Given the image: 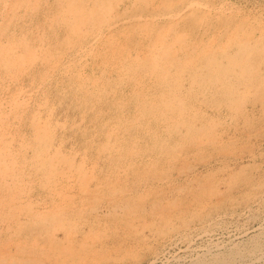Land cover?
Returning <instances> with one entry per match:
<instances>
[{
	"label": "rangeland",
	"instance_id": "rangeland-1",
	"mask_svg": "<svg viewBox=\"0 0 264 264\" xmlns=\"http://www.w3.org/2000/svg\"><path fill=\"white\" fill-rule=\"evenodd\" d=\"M109 1L112 2L113 10H106L104 16L98 18L99 22L95 24L98 29L94 27L93 31L84 32L74 39L68 34L65 39L63 38L66 36L65 33L59 30L54 33L55 26H44L45 22L50 21L49 15L54 11L51 4L55 3V0H0L2 14L0 21L5 18L3 15L8 12L10 4L17 2V16L11 19L13 24L15 21L20 24L17 26V33L21 31L23 23L27 22L33 24L31 30L34 36L42 37V40L39 38L31 40L37 50L34 57L36 60L34 59V62L32 60L30 66L31 77H22L18 82L20 88L35 90H32L34 93L31 97H26L27 102L30 103L27 109L29 111H26L22 117H20L22 113L20 114V119L15 122L16 129H12L15 132L13 134L15 136L17 134L16 137L22 135L25 140L30 139L29 114L33 110L37 111L38 107L36 109L35 104L37 106L42 100H40L41 91L35 88L40 83L37 79L42 80L51 76L47 81L46 92L49 99L54 101V119H59L58 121L64 124V128L56 127L49 146L57 149L62 147L60 151L65 156L62 155L59 159L61 167L67 171L76 169V173L83 169L82 174H84L81 176L82 179L71 177L70 181L73 182L70 184L65 182L67 186L60 182V186L55 187L56 189L44 180L28 182L25 190L29 199H32L30 204L19 207L25 214L18 215L20 217L15 218L16 222L11 223L7 220L12 213L9 209L4 211L0 208V253L5 250L2 254L6 253L5 255L8 256L1 254L0 264H196L198 261L200 264H264V35H262L264 34V0ZM32 2L38 5L37 9L32 10L29 7ZM188 2H193L195 6L191 8L192 12L183 16L179 12L189 10ZM136 12L139 13L137 17H135ZM168 12L175 13L172 16L176 19L175 22L169 15L164 17ZM163 13L164 15L161 16ZM151 15L155 18L153 19ZM123 17L126 18L127 27L132 22L135 24L139 22L141 25L132 31L123 26L127 30L124 29L125 32L120 35L122 25L116 26L115 22L117 18L120 22ZM155 24L161 27H155ZM165 29H170L168 40L176 42L178 48L179 42L174 37V33H184L185 48L187 51L195 49L192 50L194 54L201 50L218 48L227 42L231 33L237 30L235 37H243L242 40L247 46L246 52L250 51L247 57L250 62L252 61L251 71H248V76L251 77L247 76L241 82L232 75L236 78L234 79L236 89L240 87L243 91L241 93L244 94L234 96L233 93L232 97L226 98L222 95L209 94L202 83L199 85V81L202 80L197 78L195 71L193 74L185 68L180 71L175 70V67L169 68L173 71L170 77L180 76V83L182 82L178 94L183 97L177 94L173 105H181L184 109V113L179 118L174 115L172 118L171 115L169 121L161 120V117L152 112L157 107L151 106V102L154 103L153 98L161 94L158 88L162 85L155 79L150 81V78L144 77V87L141 88L147 89V91L144 89L146 111L141 116L142 126L132 127L129 122L134 118L137 104L142 102L143 97L137 95L134 86V90L131 89L133 81L131 83L125 81V84L124 81L118 82L116 69L104 67L107 65L104 64L102 54L109 52L112 46L124 44L122 46L130 48L131 54L134 55L138 47L144 45L148 47L153 40L152 37ZM126 33H129L128 36ZM27 37L32 38L30 35ZM121 39L126 42L122 40V43ZM116 40L118 43L115 42ZM128 40L134 44L129 43ZM147 47L144 46L145 50L142 49L144 53ZM183 50L180 49L179 53L181 54ZM218 50L220 49L216 51ZM227 53L233 59L237 53V46H229ZM41 60H48L49 67L61 65H58L54 71L51 69V74L48 70L50 68L39 65ZM78 64L81 67L83 64L85 66L81 68ZM63 65L66 66L65 70ZM31 69L35 71L36 80ZM40 70L43 71L44 77L39 74ZM2 73L0 70V79L5 81ZM70 74L85 77L81 82L85 84L77 96L73 95V91L78 88L80 82L78 84ZM190 74L195 75V81L189 78ZM91 79L97 81V87L94 84L96 81L93 83ZM254 80L260 81L254 82ZM28 82L32 85L29 86ZM255 84L261 88L257 94H255ZM99 88H103L105 93L96 94L95 91ZM148 88L151 89L148 91ZM93 90L94 94L98 95L95 98H100L101 101H92L95 99L92 98L89 101L84 99V103L82 100L77 103L78 98L92 94ZM162 94L161 98L166 97V99L172 95L169 92ZM158 99L160 97L156 98ZM235 100L239 102V106L234 105ZM88 102H91L93 108L98 106L93 114L92 110L88 109L90 108ZM156 113L158 114V109ZM167 116L169 115L165 117ZM173 120L181 122L188 120L189 129H186V124L184 127H178L176 132L167 134L166 126ZM106 123L109 124L104 126ZM156 125L159 126L158 129ZM108 128L111 133H108ZM113 128L117 131L114 134ZM115 139L116 142H113ZM112 143H117L118 146L110 147V152L119 151L120 154L117 155L118 158L121 156L119 160L120 163L123 161L121 164L111 157L116 153L110 154L109 150L103 149L104 144L110 146ZM127 147L135 148L131 156L127 154ZM30 155L29 149L24 156H27L26 166L29 170L34 163L30 160ZM63 157L71 158L75 164L69 166L63 164L65 163ZM22 158V154H19L18 159ZM110 159L115 160L113 163L115 165H111ZM5 190L7 188L0 190V198ZM113 199L119 201L116 202L117 206L110 210L109 206L111 207L115 202ZM128 202H131L130 206ZM57 203H62L61 207H65L63 214L60 212L63 217L59 219L48 217V212L54 206H58ZM131 210L135 213H130ZM33 211H36L35 214ZM37 212L42 219H38ZM32 238H36L37 242L42 238L44 242L41 241L43 244L39 242L35 251L32 247L31 251L28 247L20 248V243L25 240L30 241ZM8 248L10 250H7ZM38 249L45 252L40 253L39 256L36 254ZM24 252H27L26 255ZM16 253L18 254L15 255Z\"/></svg>",
	"mask_w": 264,
	"mask_h": 264
},
{
	"label": "bare ground",
	"instance_id": "bare-ground-1",
	"mask_svg": "<svg viewBox=\"0 0 264 264\" xmlns=\"http://www.w3.org/2000/svg\"><path fill=\"white\" fill-rule=\"evenodd\" d=\"M140 2H142V0H139ZM192 1V0H191ZM165 2V1H163ZM33 3V2H32ZM18 3H11L10 4V8H8V12L5 13L3 15L2 20L0 21V70L3 72V78L5 79V81H2V79H0V190L3 188H7V190H5L4 192H2V196L0 198V208H3L4 211L5 210H10L12 213L10 214L9 217H7V220L11 221V223L13 221H15L16 219H18L22 214L21 209L19 208L20 206H22L23 204H30V200L29 199V195L26 193L25 187L28 185V182L30 181H36L37 179L39 180H44L46 183L53 185L54 189H56L55 187L60 186V182L61 184H65V182H69L72 183L71 177H75L77 179H82L81 176H83L84 174H82V171L79 173H76V169H72V171H70V169L67 171L64 169V167H61L60 164V158L61 156H65V154L61 153L60 149L56 148H51L49 146V142L50 139L53 137L54 131L56 130V127H62L64 128V124L60 123L58 120H55L54 117V101H51L49 99V97L47 96V89H48V84L47 81L51 78V76H48L43 78L42 80H39V84H35V88L37 90L41 91L40 94V100L35 107L37 109V111L31 112L28 118V122L30 123V127H31V133H30V139H24V137L22 135H19V137H16L15 132H13L12 129H16L15 128V122L18 120L20 114L22 117L23 114H25V112L29 111L28 109V103L26 99V97L32 95V93H34L32 90H35L34 88H32V90L30 91L29 89L26 90L24 88H20L18 86V82L20 81V78L22 77H27L30 76L29 75V71H30V66L32 65V60L33 62L36 60V54H37V50L34 44H32L31 40L34 41L35 39H40L42 40V37L40 38V35L38 36V38H36L34 36V32L32 31L33 29V24L32 23H27L24 22L23 25L21 26V31L17 33V26L20 25L18 22L15 21V24H13L12 22V18L17 16V9H16V5ZM112 2L109 0H55V3H52V9H54V11H52V13L49 15V22H45V25H49L48 27L51 26H55V31L54 33L58 30L61 31L62 33H65L66 36H64L63 38H67V35L69 34L72 38H76L77 36H81L82 33L84 32H90L94 30V27L96 26L95 24L99 22L98 18L101 16H104L106 10H110L112 11L113 8L112 6ZM189 10L187 11H183L182 8V12L180 11L179 13L183 16L187 15L188 13L192 12L193 9H191L193 6V2L189 3ZM187 5V6H188ZM38 6V5H37ZM36 6L35 3L30 4L29 7L34 10L37 9L38 7ZM50 7V5H49ZM164 7V6H163ZM130 8V7H129ZM187 8V7H186ZM184 8V9H186ZM26 9V7H25ZM51 9V8H50ZM109 11V13H110ZM139 11V10H137ZM202 11V10H201ZM125 13V12H124ZM137 13V12H136ZM46 14H48L46 12ZM113 14V13H112ZM118 14V13H117ZM139 13L135 14V17H137ZM143 14V13H142ZM175 13L174 12H168L165 13L164 17H167L168 15L170 17H172ZM2 14L0 13V16ZM119 15L123 16L122 14L119 13ZM126 15V14H125ZM164 13L161 15L163 16ZM139 16V15H138ZM153 17V19L155 18L154 15H151ZM160 16V17H161ZM127 17V16H126ZM129 17V16H128ZM151 17V20H153ZM1 18V17H0ZM122 18V17H120ZM124 18V17H123ZM131 18V17H130ZM140 18V17H139ZM173 21L175 22L176 19L174 17ZM129 19V18H127ZM132 19V18H131ZM141 19V18H140ZM126 18L122 19L119 22V19L117 18V23L116 26L122 25V30L120 29V27L117 28V30L120 29L121 33L120 35L123 34L124 28L123 26L127 27L126 25ZM139 20V19H138ZM156 20V19H155ZM22 21V20H21ZM129 21V20H128ZM127 21V22H128ZM23 22V21H22ZM130 22V21H129ZM132 22V21H131ZM150 22V20H149ZM157 22V21H156ZM40 23V22H39ZM113 23V24H115ZM134 23V22H132ZM129 23L128 30H133L135 27L140 26L141 24L139 22H137L138 24H132ZM152 23V22H150ZM158 23V22H157ZM172 23V22H171ZM38 24V23H37ZM238 24V23H237ZM248 24V23H247ZM257 24V22H256ZM144 25V24H143ZM236 25V24H235ZM249 25V24H248ZM157 25L155 24V27ZM167 26V25H166ZM246 26V24H245ZM244 26V27H245ZM250 26V25H249ZM112 27V26H111ZM157 27H161V26H157ZM164 27V26H163ZM168 27V26H167ZM248 27V26H247ZM246 27V28H247ZM96 29H98L97 27H95ZM114 28V27H112ZM143 28V27H142ZM166 28V27H165ZM32 29V30H31ZM111 29V28H109ZM139 29V28H138ZM144 29V28H143ZM235 29V27H234ZM23 30V31H22ZM112 30V29H111ZM127 30V29H126ZM140 30V29H139ZM170 30V29H168ZM167 29L165 30H161L160 32L156 33L152 38L153 40L150 41V45L147 47L146 45H144L146 48V51L144 53V46L142 47H138V50L134 53V55L131 54V49L130 48H126L125 46H122L124 44L123 41L124 39H121V44L122 45H116V46H112L109 52L107 53H103V59H104V64H106L107 66H104L105 68L107 67H111L116 69V73L119 77L118 82L121 81V83L124 81L123 84H125V81L127 83L131 81H133V83H131V89L135 87V90L137 95L141 96L142 102L137 104V108H136V112H135V116H133L134 118L132 119L131 122H129V124L131 123L132 127H138L139 125L142 126L141 123V116L144 113V111H146V106L144 107V89H142L144 87V77H148L150 78V81L152 79H155L157 82H159L162 86L159 88L160 89L158 92L160 95L157 94V96H155V98H153L154 103L151 102V106L157 107L158 109V114L156 113V110L152 111L153 114L158 115L159 117H161V120L165 119L167 120L168 118H170V116L173 115L174 117H178L182 115L183 112V106L179 105L176 106L175 104L173 105V102L175 101V99L177 98V94L180 91V87L182 86L180 83V76H178L179 78H176L173 76H171L172 74V70L171 67H175V70L180 71L182 68L188 69V71L190 73L194 74V71L196 72V76L197 78H200L202 81H199V85H201V83L203 84L204 88H206L207 91H209V94H214V95H222V96H226V98L228 97H232L233 93L234 96H237L238 94H244L241 93L243 92L241 90V88H237L235 87V81L234 79L237 78V80H244L247 78L248 76V71H251L252 66L250 65V62L248 60V52H246L247 50V46H245L244 43V38H240V37H235L236 36V31L234 32L231 30V33L227 42H225V44H221L220 46H218V48L216 49H212L209 48L207 50H201L198 51L196 54H194L192 49L190 51H187V48H185V40H184V33H174V37L177 38L176 40L179 42V48L176 46V42L174 41H169L168 40V31ZM119 31V32H120ZM144 31V30H143ZM141 31V32H143ZM184 31V29H183ZM182 31V32H183ZM257 31V29H256ZM112 32V31H111ZM116 32V29H115ZM125 32V31H124ZM128 32V31H127ZM172 32V30H171ZM181 32V31H180ZM246 32V31H245ZM250 33V31H248ZM114 33V32H112ZM110 33V34H112ZM152 33V32H151ZM173 33V32H172ZM253 33V32H251ZM89 34V33H88ZM109 34V33H108ZM129 33H126V36H128ZM131 34V32H130ZM138 34V33H137ZM142 34V33H141ZM242 34V33H240ZM27 35H30L32 38L27 37ZM114 35V34H113ZM246 35H248V33H246ZM264 35V34H262ZM108 36V35H107ZM125 36V37H126ZM258 36V35H257ZM260 36V35H259ZM113 37V36H112ZM147 37V36H146ZM150 37V36H149ZM172 37V38H174ZM35 38V39H34ZM58 38V37H57ZM69 38V40H70ZM106 38V37H105ZM119 38V37H118ZM133 38V37H132ZM135 38V37H134ZM64 39V40H65ZM81 39V38H80ZM104 39V38H103ZM112 39V38H111ZM116 39V38H115ZM136 39V38H135ZM167 39V40H166ZM243 39V40H242ZM248 39V37H247ZM253 39V38H252ZM251 39V40H252ZM257 39V38H256ZM118 40V39H117ZM115 41L118 43V41ZM123 40V41H122ZM132 40V39H131ZM131 40H128V42L131 44H134V42H132ZM134 40V39H133ZM137 40V39H136ZM242 40V41H241ZM37 41V40H36ZM215 41V39H214ZM213 41V42H214ZM241 41V42H240ZM126 42V41H124ZM142 42V41H141ZM148 43V42H147ZM211 44V43H210ZM126 45V44H125ZM142 45V44H140ZM231 45H235L237 46V53L235 54L236 56H233L234 58H236V60L231 59L232 56L228 55L227 51L229 46ZM212 46V45H210ZM107 47V46H106ZM129 47V45H128ZM134 47V46H132ZM136 47V46H135ZM209 47V46H208ZM207 47V48H208ZM142 49H144L142 51ZM180 49H184L186 51H181L182 53L180 54L179 51ZM217 49H220L218 51H216ZM108 50V49H107ZM133 50V48H132ZM135 51V50H133ZM132 51V52H133ZM99 53V52H98ZM220 55L218 56L217 55ZM77 54V53H76ZM79 55V52H78ZM98 55V54H97ZM96 55V56H97ZM77 56V55H76ZM99 56V55H98ZM198 57V58H197ZM227 59H226V58ZM35 59V60H34ZM76 59V58H75ZM97 59V58H96ZM57 60V59H56ZM101 60V59H100ZM255 60V59H254ZM50 61V60H49ZM63 61V60H62ZM60 61V62H62ZM69 62V61H68ZM78 62V61H77ZM77 62H75L77 64ZM100 62V61H98ZM36 63V62H35ZM64 63V62H62ZM71 63V61H70ZM80 63V62H79ZM49 64H51L49 62ZM69 64V63H68ZM66 64V65H68ZM39 65L42 67H48L50 69L49 72L51 71V69L54 71L57 69L58 65L61 64H56L55 67H52V65H50V67L48 66V60H41V63H39ZM55 65V64H53ZM79 65V64H78ZM77 65V66H78ZM84 65V64H83ZM83 65L81 68H83ZM70 66V65H69ZM76 65H74L75 67ZM85 66V65H84ZM95 66V65H94ZM234 66H236V68H234ZM35 67V66H34ZM33 67V68H34ZM62 67V66H60ZM66 66L63 65V69L65 70ZM73 68V67H72ZM71 68V70H72ZM170 68V69H169ZM238 68V69H237ZM61 69V68H60ZM237 69V70H236ZM32 70V69H31ZM34 70V69H33ZM32 70V71H33ZM44 70V69H42ZM47 70V69H46ZM47 70V72H48ZM66 70H68L66 68ZM93 70V69H92ZM99 70V69H97ZM39 71V69L37 70V72ZM74 71V70H73ZM76 71V70H75ZM35 71H33L34 73ZM46 72V71H45ZM65 72V71H64ZM68 72V71H66ZM87 72V71H86ZM84 72V73H86ZM91 72V69H90ZM99 72V71H98ZM111 72V71H110ZM114 72V71H113ZM43 74V71L40 70L39 74ZM51 73V72H50ZM77 73V72H76ZM75 73V74H76ZM82 73V72H81ZM92 73V72H91ZM109 73V72H108ZM32 74V73H31ZM40 74V75H41ZM52 74V73H51ZM64 74V73H63ZM72 74V73H71ZM70 74V76H72ZM74 74V75H75ZM80 74V73H79ZM87 74V73H86ZM190 74L189 78L193 81L196 80L195 75ZM33 75V74H32ZM149 75V76H148ZM212 75V76H211ZM214 75V76H213ZM236 78H233V76ZM259 75V74H258ZM35 79L36 80V75L34 73ZM38 76V74H37ZM69 76V75H68ZM84 76V75H83ZM96 76V75H95ZM116 76V74H115ZM58 77V76H57ZM73 80H75L78 84L80 82L78 86V88H76V90L73 91V95L77 96L78 92H80V90L82 89L83 85L85 84H81V82H83V77L82 76H72ZM109 77V76H108ZM251 77V76H248ZM92 78V77H91ZM100 78V75H99ZM117 78V77H116ZM33 78H31L32 80ZM56 79V77H55ZM63 79V78H61ZM71 79V80H72ZM98 79V77L96 78ZM178 79V80H177ZM182 79V78H181ZM58 80V78H57ZM72 80V81H73ZM85 80V79H84ZM107 80V79H106ZM115 80V78H114ZM147 80V78H146ZM154 80V81H155ZM183 80V79H182ZM181 80V81H182ZM26 80H23V82ZM71 81V82H72ZM74 81V82H75ZM87 81V80H86ZM91 81L94 83L96 80H92ZM102 81V80H100ZM111 81V80H110ZM156 81L154 82L156 84ZM192 81V82H193ZM241 81V82H242ZM260 80H254V82H259ZM22 82V80H21ZM27 82V81H26ZM35 82V81H32ZM60 82V81H59ZM75 82V83H76ZM88 82V81H87ZM103 82V81H102ZM245 82V81H244ZM243 82V83H244ZM29 83V82H28ZM36 83V82H35ZM38 83V82H37ZM58 83V82H57ZM97 81L94 83L96 84ZM145 83H147L145 81ZM152 83V82H150ZM194 83V82H193ZM73 84V83H71ZM89 84V83H88ZM114 84V82H113ZM133 84V85H132ZM239 84V83H238ZM242 84V83H241ZM21 85V84H20ZM32 85L29 83V86ZM40 85H41V89H40ZM47 85V86H46ZM92 85V83H91ZM116 85V83H115ZM130 85V84H129ZM251 85V84H250ZM28 86V85H27ZM26 86V87H27ZM90 86V85H89ZM102 86V85H101ZM104 86V85H103ZM118 86V85H116ZM134 86V87H133ZM142 86V88H141ZM150 86V85H148ZM237 86V85H236ZM243 86V84H242ZM264 86V85H263ZM97 87V84H96ZM120 87V86H118ZM129 87V86H128ZM147 87V84L146 86ZM154 87V86H153ZM65 88V87H64ZM74 88V89H75ZM125 88V87H124ZM127 88V87H126ZM130 88V87H129ZM152 88V87H151ZM150 88V89H151ZM203 88V89H204ZM97 89V88H95ZM148 88V91L150 90ZM69 90V88H68ZM85 90V89H84ZM88 90V89H86ZM85 90V91H86ZM127 90V89H126ZM182 90V88H181ZM261 90V88H259V85L255 84V94L259 93ZM264 90V89H263ZM84 91V92H85ZM92 91V89H91ZM113 91V90H112ZM111 91V92H112ZM115 91V90H114ZM128 91V90H127ZM147 91V89H146ZM184 91V90H183ZM182 91V92H183ZM254 91V90H253ZM82 92V91H81ZM129 92V91H128ZM127 92V93H128ZM132 92V91H131ZM163 92H169V94H172L171 96H169L167 99L165 98H161V96H163ZM91 93V92H90ZM89 93V94H90ZM96 94H103L105 93V90L103 88H99L98 91H95ZM148 93V92H147ZM88 94V93H87ZM94 94V90L93 93L88 95V96H82L80 98L77 99V97H75L77 99V103H79V100H84L86 99L87 101L91 100L92 98L97 97L98 95ZM130 94V92H129ZM133 93H131L132 95ZM156 94V93H155ZM183 94V93H182ZM113 95H115L113 93ZM112 95V96H113ZM151 95V94H150ZM165 95V94H164ZM180 95V94H178ZM39 96V95H38ZM73 96V97H74ZM148 96V95H147ZM182 96V95H180ZM190 96V95H189ZM44 97V98H43ZM100 97V96H99ZM107 97V96H106ZM110 97V96H109ZM149 97V96H148ZM160 97V99L156 100V98ZM183 97V96H182ZM181 97V102L183 103V99ZM108 98V97H107ZM122 98V97H121ZM128 98V97H127ZM126 98V99H127ZM139 98V99H141ZM152 98V97H151ZM188 98V97H187ZM106 99V98H105ZM120 99V98H119ZM165 99V100H164ZM39 100V99H38ZM101 101L100 98H95L92 101ZM156 100V101H155ZM206 100V98H205ZM210 100V99H209ZM91 101V102H92ZM236 101V100H235ZM91 102H88L87 105L90 106L89 111L92 110V114L96 111L97 108L92 106ZM125 102H127V100H125ZM187 102H189L187 100ZM201 102H203V99L201 100ZM243 103V101H241ZM84 103V101H83ZM129 103V101H128ZM136 103V102H135ZM191 103V102H190ZM94 104V103H93ZM100 104V103H99ZM127 104V103H126ZM241 104V103H240ZM80 105V104H79ZM95 105V104H94ZM122 105V104H121ZM129 105V104H128ZM184 105V103H183ZM189 105V103H188ZM220 105V104H219ZM235 106H239V102L236 101L234 103ZM126 106V105H125ZM191 106V105H190ZM34 107V106H33ZM100 107V106H99ZM128 107V106H127ZM161 107H163V109L161 110ZM93 108V109H92ZM96 108V109H95ZM126 108V107H125ZM150 108V107H148ZM147 108V109H148ZM135 109V108H134ZM167 109V110H165ZM125 110V109H123ZM110 111V110H109ZM134 111V110H133ZM149 111V109H148ZM131 112V111H130ZM5 113V114H4ZM186 113V112H185ZM27 114V113H26ZM125 114V113H124ZM127 114V113H126ZM132 114V113H131ZM9 115H11L12 117H10ZM54 115V116H53ZM128 115V114H127ZM166 115H169L167 117H165ZM190 115V114H189ZM26 116V115H25ZM84 116V115H83ZM82 116V117H83ZM121 116V115H120ZM125 116V115H124ZM123 116V117H124ZM10 117V119L8 118ZM81 117V118H82ZM122 117V116H121ZM120 117V118H121ZM127 117V116H126ZM153 117V115H152ZM27 118V116H26ZM150 118V117H148ZM154 118V117H153ZM20 119V118H19ZM159 121V118H157ZM155 119V120H157ZM176 119V118H175ZM186 119V118H185ZM22 120V119H21ZM115 120V119H114ZM153 120V121H155ZM164 120V121H165ZM178 120V119H177ZM182 120V119H181ZM65 121V120H64ZM169 121V119H168ZM91 122V121H90ZM89 122V123H90ZM161 122V121H160ZM167 122V121H166ZM117 123V122H116ZM150 123V122H149ZM168 123V122H167ZM188 122V120L186 121H172L169 125L167 124L166 129L167 134H171L172 132H176V130L178 129V127L182 126L184 127ZM109 123L104 124V126H107ZM115 124V122H114ZM151 124V123H150ZM166 124V123H165ZM164 125V124H163ZM161 125V127L163 126ZM70 126V125H69ZM112 126V125H111ZM116 126V125H115ZM27 127V126H26ZM121 127V126H120ZM125 127V126H124ZM129 127V126H128ZM153 127V126H152ZM155 127V126H154ZM157 127V125H156ZM186 129H189V124L186 125ZM61 128V129H62ZM159 128V126L157 127V129ZM110 128H108L107 130L109 131ZM114 129V128H113ZM27 130V128H26ZM146 130V129H145ZM154 130V129H153ZM15 131V130H14ZM94 131V130H93ZM97 131V130H95ZM106 131V132H108ZM112 131V130H111ZM136 131V130H135ZM149 131V130H148ZM161 131V130H160ZM189 131V130H187ZM117 132L114 129V132H112L113 134ZM142 132V131H141ZM146 132V131H145ZM153 132V131H152ZM18 133V131H17ZM108 133H111L110 131ZM138 133V132H137ZM188 133V132H187ZM24 134V133H23ZM143 136V132L141 133ZM150 134V133H149ZM129 135V134H128ZM139 136V134H138ZM96 137V135H95ZM116 138V136H114ZM118 138V137H117ZM123 138V137H122ZM120 139V137H119ZM52 140V139H51ZM117 139H115L113 142H116ZM128 140V139H127ZM142 142V141H141ZM156 142V141H155ZM36 145H33L35 144ZM153 143V141H152ZM168 143H169V138H168ZM117 143H112L110 146L109 144H104L103 145V149L109 150L108 152H110V147H114L116 148L118 145H116ZM139 144V143H138ZM156 144V143H155ZM182 144V143H181ZM56 145V144H55ZM54 145V146H55ZM88 146V145H86ZM146 146V145H145ZM144 146V147H145ZM161 146V145H160ZM125 147V146H124ZM120 148V147H119ZM31 150V155H30V160H32L34 163L32 164L33 167L29 170L27 169L26 166V159L27 156H25L26 151ZM135 148H128L127 147V151H128V155L131 156V154L133 153V151ZM162 147L160 148L161 152H162ZM156 150V149H155ZM113 152H110V154H115L112 155L111 157L113 159H115L116 161H119L121 156H119L118 158V152H114V150H112ZM144 151V150H143ZM142 151V152H143ZM63 152V151H62ZM145 152V151H144ZM163 153V152H162ZM22 154V159H18V155ZM118 154V155H117ZM126 154V155H127ZM122 155V154H121ZM124 155V154H123ZM125 155V157H126ZM150 155V154H149ZM156 155V154H155ZM159 155V154H158ZM161 156V154H160ZM123 157V156H122ZM142 157V156H140ZM144 157V156H143ZM152 157V156H151ZM157 157V156H156ZM128 158V157H127ZM137 158V157H136ZM110 159L111 165L115 162V160ZM139 159V158H138ZM157 159V158H156ZM62 160L65 162L63 164L66 165H74V161L69 158V157H63ZM85 160V158H84ZM106 160V159H105ZM126 160V159H125ZM142 160V159H141ZM123 162V161H122ZM121 162V163H122ZM125 162V161H124ZM128 162V160H127ZM126 162V163H127ZM120 163V161L118 162ZM120 163V164H121ZM108 165V164H107ZM115 165V164H113ZM131 165V163H130ZM137 166V165H136ZM75 167V166H74ZM80 167V166H77ZM118 167V166H117ZM73 168V166H72ZM81 168V167H80ZM111 168V167H110ZM120 168V167H119ZM118 168V169H119ZM79 169V168H78ZM26 170V172H24ZM74 170V171H73ZM117 172V171H116ZM142 172V171H141ZM82 174V175H81ZM24 176H26L24 178ZM95 176V175H94ZM118 179V178H117ZM76 180V179H75ZM116 180V178H115ZM88 181V180H87ZM124 181V180H123ZM92 182V181H91ZM36 183V182H35ZM52 183V184H51ZM85 183V182H84ZM87 184V183H86ZM85 184V185H86ZM91 184V183H89ZM95 184V182H94ZM96 184H100V183H96ZM48 186V185H47ZM67 186V185H66ZM68 188V187H67ZM116 188V187H115ZM114 188V191H115ZM50 189V187H49ZM86 189V187H85ZM110 189V188H109ZM52 190V189H50ZM79 190V189H78ZM89 190V189H87ZM68 191V190H67ZM86 191V190H85ZM112 191V190H111ZM52 192V191H50ZM49 192V193H50ZM87 192V191H86ZM90 192V191H88ZM113 192V191H112ZM109 193V192H108ZM61 194V193H60ZM89 194V193H88ZM90 195V194H89ZM88 195V196H89ZM85 197H87V195L85 194ZM90 197V196H89ZM167 198V197H166ZM57 199V198H56ZM66 199V198H64ZM72 199V198H71ZM119 199V198H118ZM68 200V199H67ZM91 200V197L90 199ZM115 202H113V205L110 207L109 209L112 210V208H115L117 206L118 202L116 199H113ZM66 201V200H65ZM128 201V200H127ZM65 203V202H64ZM63 203V204H64ZM58 206H54V208H51L52 210L48 212L49 216L48 217H52L53 219H59L62 218L63 216H61V213L63 214L64 208L61 207L62 203H57ZM60 204V205H59ZM71 204V202L69 203V205ZM131 202H128V205L130 206ZM67 205V204H65ZM71 206V205H70ZM70 208V207H69ZM72 209V208H70ZM34 214L36 211H33ZM89 212H91V210L89 209ZM32 213V212H31ZM65 213V212H64ZM76 213V212H75ZM130 213H135L133 210H131ZM21 214V215H20ZM28 214V213H27ZM92 214V213H90ZM18 215H20L18 217ZM39 216L38 212L36 214V216ZM31 216H33V214H31ZM35 216V217H36ZM18 217V218H16ZM16 218V219H15ZM28 218V217H27ZM33 218V217H32ZM21 219V218H20ZM24 219V218H23ZM31 219V218H30ZM38 219H42L41 216H39ZM68 219V218H67ZM6 220V219H5ZM33 220V219H32ZM37 220V219H36ZM22 221V220H21ZM16 222V221H15ZM22 223V222H21ZM87 224V223H86ZM23 225V224H22ZM62 225V223H61ZM2 227V226H1ZM17 227V225H16ZM20 227V226H19ZM8 229V228H7ZM20 229V228H19ZM9 230V229H8ZM39 230V229H38ZM1 231V230H0ZM21 231V230H20ZM5 232V231H4ZM46 233V232H45ZM43 233V234H45ZM49 233V232H48ZM35 233H33L34 236ZM42 235V234H41ZM32 236V237H33ZM47 238V237H46ZM20 239V238H19ZM32 238L30 241H24L23 243H20V248L23 249V247H28L30 248L31 251V247L32 250H34L36 247H38L39 242H44L42 238H40V241L37 242V239ZM41 242V243H42ZM43 244V243H42ZM23 245V246H22ZM42 245H40L41 247ZM1 247V246H0ZM39 247V248H40ZM17 250H19V246H17ZM1 249V248H0ZM16 249V248H15ZM7 250H10L9 248ZM21 250V249H20ZM29 250V249H28ZM36 250V249H35ZM34 250V251H35ZM42 250H44L42 248ZM42 250L40 251L38 249V254L39 256L40 253H44L42 252ZM5 251V250H4ZM3 251V252H4ZM23 251V250H22ZM1 252V251H0ZM2 252V253H3ZM0 253V255L2 254ZM8 253H11L8 251ZM14 253V251L12 252ZM27 252H24V254L26 255ZM6 254V253H5ZM2 254V255H5ZM18 253H16L15 255H17ZM30 254V253H29ZM35 254V255H36ZM1 255V256H2ZM9 255V254H8ZM13 255V254H12ZM44 255V254H43ZM212 255V254H211ZM6 256V255H5ZM11 256V255H10ZM14 256V255H13ZM20 256V255H19ZM45 256V255H44ZM8 257V256H6ZM10 258V257H9ZM215 258V257H214ZM16 259V258H14ZM18 259V258H17ZM210 260V258H208ZM21 260V259H20ZM212 260V259H211ZM211 262V261H210ZM214 262V261H213ZM216 263H218L215 260ZM221 262V261H220ZM227 262V261H226ZM203 263V262H202ZM208 263V262H207ZM196 264H200V262L198 261V263L196 262ZM206 264V263H205ZM213 264V263H212Z\"/></svg>",
	"mask_w": 264,
	"mask_h": 264
}]
</instances>
